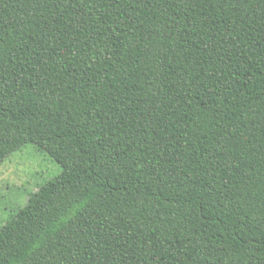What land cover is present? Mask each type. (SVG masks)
Returning <instances> with one entry per match:
<instances>
[{
	"label": "trees",
	"instance_id": "1",
	"mask_svg": "<svg viewBox=\"0 0 264 264\" xmlns=\"http://www.w3.org/2000/svg\"><path fill=\"white\" fill-rule=\"evenodd\" d=\"M61 167L0 264H264V0H0V163Z\"/></svg>",
	"mask_w": 264,
	"mask_h": 264
},
{
	"label": "rangeland",
	"instance_id": "2",
	"mask_svg": "<svg viewBox=\"0 0 264 264\" xmlns=\"http://www.w3.org/2000/svg\"><path fill=\"white\" fill-rule=\"evenodd\" d=\"M60 172L59 164L31 144L1 162L0 226L26 203L30 194Z\"/></svg>",
	"mask_w": 264,
	"mask_h": 264
}]
</instances>
